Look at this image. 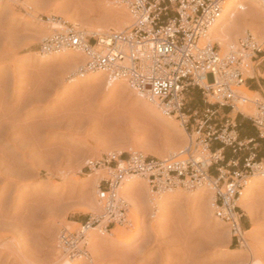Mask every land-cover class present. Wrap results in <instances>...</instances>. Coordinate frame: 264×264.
Returning a JSON list of instances; mask_svg holds the SVG:
<instances>
[{
	"label": "rangeland",
	"instance_id": "374dc122",
	"mask_svg": "<svg viewBox=\"0 0 264 264\" xmlns=\"http://www.w3.org/2000/svg\"><path fill=\"white\" fill-rule=\"evenodd\" d=\"M116 3L0 0V264H56L63 253L58 245L61 230L75 232L90 216L100 214V209L97 214L85 212L91 210V200L97 204L102 173L90 174L88 161L124 159L132 152L169 158V152L188 144L190 135L195 138L192 121L186 126L179 117L155 113L154 104L124 82L109 85L103 73L88 72L70 83L75 73L72 64L63 61L74 52L39 54L41 42L48 38L42 30L50 22L85 32L115 27L111 16L120 11ZM249 19L239 16L231 37L238 45L250 34L261 45L262 53L249 62L254 78L246 68L244 78L246 84L257 79L263 86L264 21ZM239 91L245 96L241 87ZM255 95L254 100H264L261 91ZM186 101L189 112L205 106L197 89L189 90ZM250 182L238 202L245 230L241 245L215 218L212 190L177 188L157 195L137 179L132 195H123L129 205L127 222L103 235L90 230L89 259L73 262L264 264V175ZM113 229H123L126 237L115 239Z\"/></svg>",
	"mask_w": 264,
	"mask_h": 264
},
{
	"label": "built area",
	"instance_id": "2783aa9c",
	"mask_svg": "<svg viewBox=\"0 0 264 264\" xmlns=\"http://www.w3.org/2000/svg\"><path fill=\"white\" fill-rule=\"evenodd\" d=\"M226 1L127 0L132 25L119 33L111 31L107 43H101L95 34L65 25L41 42L39 54L79 52L86 59L82 72H100L107 80L124 82L168 115L179 117L186 126L192 121L191 127L194 126L195 138L190 135L182 152L172 158L131 153L124 159L106 156L86 163L90 174L102 171L96 187L100 214L90 216L75 232L62 229L59 233L58 245L71 259H89L90 230L96 229L103 235L111 227L127 222L129 205L121 187L137 179L145 181L157 194L177 188L212 190L215 218L229 229L238 245L243 243L245 230L236 201L252 177L264 175V166L248 156L240 170H229L237 166L235 162L218 167L221 151L212 152V143L217 142L232 153L239 152L244 145L229 127L214 122L213 107L239 111L248 101L238 89L246 82L245 59L252 60L261 54L262 47L250 34L238 41L235 50L224 53L207 40V33L219 19ZM191 89L199 91L205 106L189 112L186 95ZM260 91L264 95V83ZM254 105L251 122L259 139L264 140V100ZM206 151L209 156L204 154ZM212 168L216 175L210 173Z\"/></svg>",
	"mask_w": 264,
	"mask_h": 264
},
{
	"label": "bare ground",
	"instance_id": "6f19581e",
	"mask_svg": "<svg viewBox=\"0 0 264 264\" xmlns=\"http://www.w3.org/2000/svg\"><path fill=\"white\" fill-rule=\"evenodd\" d=\"M116 2L119 4L120 11L111 16L112 20L114 22H116V26L115 27H102V28H95V29H89V31H87V34H95L97 35L98 39L100 40L101 43H107V35L113 31L116 33H119L121 31H123L124 29L130 27L132 25L133 22V18L130 15L129 11L127 10L126 7V2L127 0H116ZM116 3V4H117ZM247 4V5H246ZM263 7V8H262ZM259 8H262V10L260 11ZM258 9V10H257ZM116 13V12H115ZM239 16L241 17H249L250 19H257V21H264V0H227L222 7V12L221 15L219 17V19L215 22V24L209 29L208 33H207V40L211 43L214 44L216 46H218V48H220L221 53H224L228 50H235L237 48V44L235 43V38L231 37V34L233 32V29L235 25L237 24L236 21L239 19ZM248 19V18H247ZM249 19V20H250ZM50 21V20H49ZM112 21V22H113ZM238 22V21H237ZM260 23V22H259ZM64 24H60V22L58 23L57 21L55 22H50V24H48L43 30L41 35L43 37H50L52 36L55 32L60 31L64 28L63 26ZM238 26V25H236ZM239 27V26H238ZM85 28V27H84ZM86 29V28H85ZM88 29V28H87ZM86 29V30H87ZM76 30H79V28H77ZM264 30V29H263ZM83 31V30H82ZM235 32V31H234ZM237 32V31H236ZM238 33V32H237ZM261 33V32H260ZM236 34V33H235ZM239 34V33H238ZM244 34V33H243ZM239 36V35H238ZM235 37V36H233ZM41 38V37H40ZM223 50H222V49ZM226 50V51H224ZM83 57V58H82ZM81 58L84 60L80 61ZM85 57L79 53V52H74L72 53V57L63 61V64L71 65V68H73L72 72H74V76L70 78V83H74L78 80V78L84 77L85 75L87 76L90 73L87 72H82V67L85 64ZM249 58H246V63L247 66H245L246 70V74L248 75L249 78L253 77V71L251 68V65H249ZM78 65V66H75ZM63 67V66H62ZM92 73H100V72H92ZM105 76V74H104ZM63 78V77H62ZM107 80V79H106ZM121 82V81H119ZM39 83V82H38ZM37 83V84H38ZM111 83H113L112 81L108 80V84L110 85ZM40 84V83H39ZM37 87V86H36ZM45 87V86H44ZM47 87V86H46ZM241 90L243 91V93L246 96V99L248 100L241 108V112L245 115H252L254 113V104L256 101H258L257 99L254 100V96H256V92H250L245 85L240 86ZM239 87V88H240ZM238 88V89H239ZM38 89V88H37ZM36 91V90H35ZM5 92V91H4ZM39 92V91H38ZM28 93V91H27ZM32 96V95H31ZM39 96V95H38ZM244 96V97H245ZM33 97V96H32ZM33 100V99H32ZM31 101V100H30ZM24 102V101H23ZM154 106H152V110H154L155 113H160L161 111H163L161 114L168 116L167 113L164 112V110L157 104V103H153ZM29 105V104H27ZM151 107V106H150ZM159 109V110H158ZM162 118V117H161ZM164 119V118H163ZM9 121V120H8ZM4 123V122H3ZM2 125V124H1ZM8 125V124H7ZM50 127V126H49ZM205 151V150H204ZM182 152V150H180L179 152H174L171 151L167 154V157L172 158L176 155H179ZM132 153H137V152H132ZM165 157V156H164ZM160 159H164L161 158ZM15 169V168H14ZM46 170V169H45ZM48 170V169H47ZM19 172V171H18ZM29 172V171H28ZM50 172V171H49ZM98 172V173H97ZM13 173V172H12ZM19 174V173H18ZM99 174V171H96L95 175L97 176ZM257 178V176H255ZM254 179V177L251 178V180ZM251 182L249 181L248 184H250ZM246 185V186H247ZM246 186L244 187V189L246 188ZM134 180H131L129 182H126L122 185L121 187V194L122 196L127 194L129 195L132 192H134ZM153 193V192H152ZM163 193V192H161ZM134 194V193H133ZM159 194V193H158ZM157 194V195H158ZM165 194V193H164ZM242 191L240 192V196L238 197L237 201H236V205L238 206V202L242 201ZM157 199V198H156ZM153 200H155V197L153 198ZM89 201V200H88ZM87 201V202H88ZM92 201V200H91ZM89 202L88 204L91 207V210L89 211H85V212H89V213H93V214H97L99 213V208L98 205L94 202ZM28 216V215H27ZM30 218V217H29ZM3 220H5L4 218H2ZM26 220V219H25ZM1 222V221H0ZM4 223V222H3ZM136 226V225H135ZM23 228V227H22ZM96 229H92V231H95ZM90 235V234H89ZM110 235L114 236L115 239L117 240H122L124 239V237H126L125 235V231L123 229L121 230H115L113 229L110 233ZM131 234H129L127 236V240L130 239ZM91 240V236L89 237ZM244 238V237H243ZM92 241V240H91ZM90 241V242H91ZM3 242V241H2ZM244 242V241H243ZM243 244V243H242ZM95 245L96 242H95ZM250 247V246H249ZM248 248V247H247ZM60 250V249H59ZM249 250V248H248ZM89 251V250H88ZM61 252V251H60ZM55 255V254H54ZM14 256V253H13ZM55 258V257H54ZM56 264H74L73 259H71L70 257H68L67 255L63 254V253H59L56 257ZM53 263V262H52ZM29 264V263H28ZM253 264H257V262H253Z\"/></svg>",
	"mask_w": 264,
	"mask_h": 264
},
{
	"label": "crops",
	"instance_id": "0c3cea01",
	"mask_svg": "<svg viewBox=\"0 0 264 264\" xmlns=\"http://www.w3.org/2000/svg\"><path fill=\"white\" fill-rule=\"evenodd\" d=\"M254 77H251L252 80ZM245 85L250 92H259L261 85L257 81H249ZM216 110L214 122L217 125L227 126L235 134L239 143L244 145L237 153H232L229 148H223L219 143L211 144V151H221V162L218 167L225 168L230 163H236L242 167L246 157H254L255 162H264V140L259 139L257 130L251 122V116L245 115L240 111L230 110L229 108L213 107ZM251 141L250 144H247ZM214 169L213 175H216Z\"/></svg>",
	"mask_w": 264,
	"mask_h": 264
}]
</instances>
